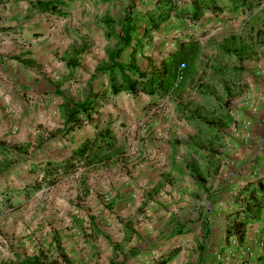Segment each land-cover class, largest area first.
Segmentation results:
<instances>
[{
    "label": "rangeland",
    "instance_id": "374dc122",
    "mask_svg": "<svg viewBox=\"0 0 264 264\" xmlns=\"http://www.w3.org/2000/svg\"><path fill=\"white\" fill-rule=\"evenodd\" d=\"M32 1L0 0V264H149L175 223L201 218L202 229L223 231L226 181L247 168L238 137H249V119L239 103L264 77V9L206 14L195 23L169 18L135 59L147 70L178 41L195 39L184 85L153 101L118 93L92 122L64 135L63 100L104 88L105 76L93 74L114 43L103 20L120 18L129 2L145 9L152 0H70L64 16L38 12ZM103 120L116 136L104 164L20 192L38 180L37 165L66 156ZM253 144L244 149L251 153ZM263 219L248 227L254 238L261 230L260 240L241 252L264 251ZM203 233L185 240L187 250L218 248L219 238L211 246ZM233 245L222 259L232 257Z\"/></svg>",
    "mask_w": 264,
    "mask_h": 264
},
{
    "label": "trees",
    "instance_id": "16d2710c",
    "mask_svg": "<svg viewBox=\"0 0 264 264\" xmlns=\"http://www.w3.org/2000/svg\"><path fill=\"white\" fill-rule=\"evenodd\" d=\"M67 1L70 0H35L29 4L38 12L64 16L67 13ZM262 1L153 0L147 9H138L129 2L120 18H107L102 23L109 34L108 37L114 40L112 47L105 49L106 62L97 65L93 71V74L105 76L104 88L97 91L89 90L78 101L63 100L61 133L68 134L80 128L84 122H92L93 115H98L100 106L118 93L124 92L132 96L142 93L153 101L154 96H162L184 85L194 71L198 53L195 39L178 41L174 48L160 55L158 66L149 67L147 70L142 69L135 59V54L139 53L150 40L151 33L158 30L171 15L177 20L195 23L204 12L216 15L221 12H234L239 8L251 10ZM125 50L126 60L122 59ZM214 70L218 74H223L220 67H215ZM115 144L116 136L111 123L108 120L96 122L92 132L70 149L66 156L59 160H46L42 168L37 165L36 170L40 172L38 180L22 186L20 192L28 195L38 190L43 183L47 186L53 185L79 168L104 164L107 161V154ZM237 197L239 206L228 214L230 222L225 228V235H233L237 242L241 243L245 225L257 221L264 210V173L242 183ZM203 229L206 233L207 227L203 226ZM176 250L171 249L160 261L170 258Z\"/></svg>",
    "mask_w": 264,
    "mask_h": 264
},
{
    "label": "crops",
    "instance_id": "0c3cea01",
    "mask_svg": "<svg viewBox=\"0 0 264 264\" xmlns=\"http://www.w3.org/2000/svg\"><path fill=\"white\" fill-rule=\"evenodd\" d=\"M177 1L179 2L181 0H177ZM184 1H188V0H184ZM152 2L153 0L151 1V4ZM263 7H264V0L258 6L253 7L251 10H248V9L247 10L254 12L258 8L263 10L264 9ZM245 9L246 8H239L234 12L237 13L238 10H239V13H241L242 11L245 12ZM234 12H221L216 15L211 12H204L202 16L206 14H209L210 16L211 15L227 16V14H231ZM169 18L174 19L175 17L171 15ZM175 20L178 21L176 18ZM172 48H174V46H172L169 50H171ZM256 80H257L256 83L253 82V85L249 86V89L251 90L246 88V92H244L247 98V101L245 102L241 101V103H239V105L241 106L240 112L242 113L241 114L242 117L249 119V124L247 127L248 132H246L249 137L247 138L243 137L242 133L240 134L242 137L240 136L238 137L240 138L239 147H241L242 149V150H239V152H242V156L247 158L245 160L247 161V164H246L247 168H246V171L238 170L235 172H231L230 175H233L232 176L233 178L230 179L229 181H226L227 189L225 192V198L223 199V203L221 204L223 217L226 218V220L224 221L223 231H220L214 235L211 232V230L208 231V227H207V232L205 233V236H206L204 239L205 242L207 241L212 246L211 243L214 242L213 240H215V236H216L217 239L219 238L221 244H218V248L214 249L213 251H211L208 248L205 249L204 252L203 250L202 251L201 250L200 251L199 250H187L188 249L187 245L189 241L191 243H194L193 238L196 235L194 236L193 234L196 233L198 235V229H200L202 233L205 231L204 229L201 230V225H200L201 218L198 220L197 225L194 224L195 222L190 225L184 224L183 222L175 223L172 226V230L169 233L167 232L168 234H165L164 236V237L167 236V241L165 245L155 247L157 251L153 253L149 264H193L195 262H197V264H264V251L262 250L261 251L259 250L251 251L250 250L249 253H246V252L243 253L239 249L240 245L243 246L244 243L249 242V240H252L253 242L256 240H260L258 232L261 230L257 229V233H255L254 235L256 238H254L252 235H249L248 227L256 225L258 221L263 219L264 210L261 212L259 219L257 221L252 222V223H247L245 225L244 238L241 243H238L233 235H229V236L225 235V228L229 225V222H230L228 214L229 212H231L232 210H235L239 206V200L237 197V193H238L240 185L244 183L245 181L251 180L264 173V159H263L264 158V77L262 75L261 76L259 75L256 78ZM247 141H251V143H254L253 144L254 147L252 148H256L257 146L258 148L253 150L251 153H248L249 150L244 149V145ZM245 147H247V145H245ZM222 177L226 180L224 176ZM202 217H205L204 212L202 213ZM162 233L163 231L160 232V234ZM197 238L198 240H200V236L196 237V239ZM174 240H176V243H174ZM185 240H189V241L185 242ZM232 242L234 243L233 245L234 247L231 249L232 257L230 259H228V257H224V259H222V256L220 254L227 253L226 249L228 250V248H230L229 244ZM235 243L238 245V247L235 246ZM171 249H177L175 254H173L170 258H168L165 261H160V259L163 260V257H165V255H167V253L170 252ZM159 255L160 257H158ZM122 264H126V261L125 263H122ZM132 264H135V262Z\"/></svg>",
    "mask_w": 264,
    "mask_h": 264
},
{
    "label": "built area",
    "instance_id": "2783aa9c",
    "mask_svg": "<svg viewBox=\"0 0 264 264\" xmlns=\"http://www.w3.org/2000/svg\"><path fill=\"white\" fill-rule=\"evenodd\" d=\"M243 252L249 253L248 248H245V249L243 250Z\"/></svg>",
    "mask_w": 264,
    "mask_h": 264
}]
</instances>
